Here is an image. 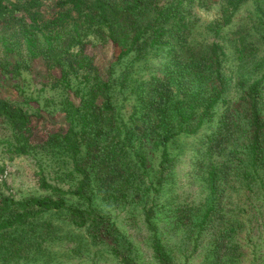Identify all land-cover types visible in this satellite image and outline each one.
<instances>
[{"label": "trees", "instance_id": "trees-1", "mask_svg": "<svg viewBox=\"0 0 264 264\" xmlns=\"http://www.w3.org/2000/svg\"><path fill=\"white\" fill-rule=\"evenodd\" d=\"M215 1L222 16L207 23L195 15L200 0H0V22L14 20L29 54L23 58L20 40L11 44L3 38L2 80L13 79L10 84L17 91L16 97L0 93V128L8 124L7 144L13 153L41 155L37 174L45 191L20 199L0 192V264L36 259L50 251L43 243L54 223L43 218L45 212L64 215L85 229L93 243L108 244L125 264H137L127 252L133 245L102 209L103 201L143 204L158 264H175L154 221L156 197L176 159L170 143L213 122L216 128L205 133L213 159L203 208L178 204L169 210L189 226L190 235L198 233L195 248L219 220L228 221L218 226L209 258L214 264H235L239 224L225 218L217 195L231 183L246 201L258 199L259 193L264 199V0ZM247 4L253 23L239 22L232 32L239 70L229 75L225 60L230 53L221 32ZM97 43L114 52L104 72L87 54L88 45ZM160 50L169 56L166 68L132 86L136 99L126 118L125 105L114 91H124L129 74L115 75L116 65ZM34 59L40 70L32 68ZM31 68L44 83L53 72L58 74L53 86L65 92L59 108L48 111L29 104L35 100L23 89L22 69ZM36 126L50 132L33 144ZM158 150V178L148 183L144 177L154 169L152 156Z\"/></svg>", "mask_w": 264, "mask_h": 264}, {"label": "rangeland", "instance_id": "rangeland-1", "mask_svg": "<svg viewBox=\"0 0 264 264\" xmlns=\"http://www.w3.org/2000/svg\"><path fill=\"white\" fill-rule=\"evenodd\" d=\"M200 1L203 2L196 6L195 15L200 18L201 22L210 23L220 19L222 12L221 4L218 1ZM247 6L248 4L239 9L233 15V20L224 25L221 32L224 34L221 41L230 53L228 59L225 60L228 66L226 72L229 75H237L239 70V60L235 58L233 45L230 41L231 38L236 37L232 32L236 31L239 22H251L250 25L253 23L252 19L248 17L247 12L250 8H247ZM22 16L28 18L25 14ZM26 20L29 22L28 19ZM19 31V27L14 23V20L10 21V24L0 22V56L2 58L4 56L3 38L8 39L11 44L17 39L20 40V50L24 56L23 58L29 57L25 50L23 39L17 37L16 33ZM113 53L109 45L102 43H97V46L88 45L87 47V54L95 57L99 68L103 72L108 62L114 59ZM168 60L169 56L166 51L160 50L141 60L133 57L125 58L116 65L115 75L118 76L123 71H128L129 74V83L127 82L124 91L120 92L118 90L119 87H116L114 91L115 99L120 104L125 105L126 118L130 116L136 99V91L132 92V86L144 79H149L152 74L162 73ZM32 64V68L36 67L40 70L39 61L34 59ZM32 68L31 70L22 69V77L24 78L23 89L26 96L33 97L35 100H32L29 104L34 107L40 105V107H44L48 111L59 108L60 100L64 99L65 92L61 88L53 86L54 75L58 74L53 72L54 74L51 76L50 81L48 83L45 82V84L33 73ZM1 71L0 66V93L5 96L16 97L17 90L15 91L11 85L15 81L12 79V81L3 82L4 75H2ZM125 96H128V99H125ZM57 111H54V113ZM56 119L63 122L59 115L56 116ZM42 126L34 128V135L31 139L33 144L43 141L48 132H50L49 129ZM216 126L217 123L215 122L206 124L198 132L182 134L170 143V150L176 159L171 168L165 173L166 183L163 191L156 197L159 209L155 214L154 221L160 233H162L163 242L172 254L175 264H214L209 258L210 248L220 234L221 228H218V226L222 225L223 227L228 223V221L222 222V220H219L217 228H211L212 234L203 236L205 238H201L198 243L199 247L195 248L196 239L199 238L198 233L195 232L190 235L189 226L186 227L185 224H180L182 221L174 219V212L169 210L170 206L174 207L178 204L188 207L200 205L198 207L203 208L204 199L209 193L207 170L210 160L213 159L205 144V133H210ZM49 128L52 127L49 126ZM9 135L10 131L6 123L0 128V192L11 195L16 199L43 194L45 191L39 185V176L37 174L41 155H36L35 153L19 155L13 153L11 147L7 144V140L10 138ZM160 154L161 152L158 150L156 155L152 156L154 169H149L150 174H145L144 177L148 183L149 180L156 181L158 178ZM230 184L221 187L217 197L218 200L223 201L221 206L223 207L222 213L225 218L232 221L236 220V223L239 224L236 240L240 244V249L236 251L237 256L235 253V257H237L235 264H264L263 193H259L258 199L246 201V195H239ZM253 197L255 198L256 195ZM99 202L101 203L102 200H99ZM101 207L111 216L119 227L120 232L133 245L131 251L127 250V252L134 257L136 263L158 264L154 256L151 230L146 220L143 204L134 202L108 204L103 201ZM43 218L52 220L54 223V228L48 234L49 239L43 243V246L48 247L50 251L45 256L36 259H22L18 262L7 264H125L120 256H116L113 253L111 246L93 243L85 229L72 225L65 220L64 215L56 212H45ZM124 248L126 249L127 246ZM222 264L231 263L224 262Z\"/></svg>", "mask_w": 264, "mask_h": 264}]
</instances>
